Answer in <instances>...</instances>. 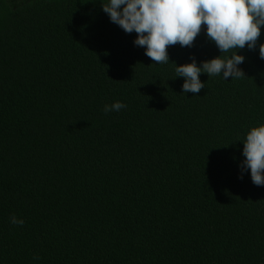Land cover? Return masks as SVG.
Masks as SVG:
<instances>
[{
  "label": "trees",
  "instance_id": "trees-1",
  "mask_svg": "<svg viewBox=\"0 0 264 264\" xmlns=\"http://www.w3.org/2000/svg\"><path fill=\"white\" fill-rule=\"evenodd\" d=\"M136 36L102 0H0V264H264V28L198 94L175 67L222 55L206 27L167 64Z\"/></svg>",
  "mask_w": 264,
  "mask_h": 264
},
{
  "label": "clouds",
  "instance_id": "clouds-1",
  "mask_svg": "<svg viewBox=\"0 0 264 264\" xmlns=\"http://www.w3.org/2000/svg\"><path fill=\"white\" fill-rule=\"evenodd\" d=\"M103 11L112 23L128 34H137L134 45L145 49V55L158 64L170 61L168 47L179 43L191 46L206 27V35L222 55L198 63L177 65L176 77H183V93L198 94L205 87L201 74L221 76L224 80L245 75L239 67L245 56L238 53L257 47L264 28V0H102ZM231 53V55H229ZM264 59V43H259ZM127 105L121 101L106 104L105 114L119 112ZM240 167L243 174L250 170L252 182L264 185V123L253 126L243 140ZM13 225L23 226L24 220L10 217Z\"/></svg>",
  "mask_w": 264,
  "mask_h": 264
}]
</instances>
